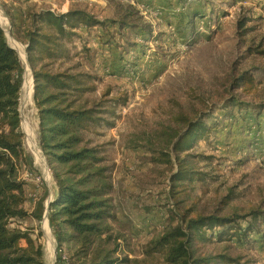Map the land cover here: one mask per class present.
<instances>
[{"label":"rangeland","instance_id":"1","mask_svg":"<svg viewBox=\"0 0 264 264\" xmlns=\"http://www.w3.org/2000/svg\"><path fill=\"white\" fill-rule=\"evenodd\" d=\"M9 5L10 0H0L2 28L16 43L8 37L25 69L24 86L32 71L27 47L11 34ZM16 5L58 14L81 9L113 25L80 30V38L68 45L72 60L65 65L94 77L87 85H95L96 91L78 96L79 105H92L108 88L109 98L126 99L124 105H112L114 128L86 135L90 146L104 151L110 169L113 218L108 224L113 238L105 247H118L115 258H128L129 264H167L163 254H149V243L183 216L213 213L223 200L222 214L264 211V83L249 93L230 90L234 70L264 66V56L248 53L249 47L264 48V0H17ZM242 19H248L246 33L238 28ZM122 20L129 26H121ZM83 46L88 53L82 52ZM252 72L261 80L260 69ZM23 86V147L35 168L32 173L22 170L28 182L26 208L41 220L16 221L15 226L31 228L43 246L45 264H57L58 245L47 210L56 185L40 146L34 85L29 105L24 103ZM182 116L202 117L210 132L190 152L202 180H194L185 192L181 188L178 203L170 190L174 156L172 164H154L150 149L152 142L164 145L163 125L182 128L177 124ZM28 125L40 160L30 145ZM217 231L196 244L198 254H228L242 257L243 263L264 264V221L254 222L247 236L220 240Z\"/></svg>","mask_w":264,"mask_h":264},{"label":"trees","instance_id":"2","mask_svg":"<svg viewBox=\"0 0 264 264\" xmlns=\"http://www.w3.org/2000/svg\"><path fill=\"white\" fill-rule=\"evenodd\" d=\"M16 4L17 0H10L7 10L11 34L16 42L27 47L34 79L33 99L39 116L40 146L56 185L48 220L57 240V264H77V261L79 264H129L128 258L114 257L118 247H105L113 238L108 224L113 218L110 198L113 185L102 155L104 151L90 146L86 139L87 134L114 128L117 115L112 105H124L126 99L109 98L112 89L108 88L92 105H79L78 96L96 91L95 85H87L94 77L76 71V66L65 65L72 60L68 45L80 38V30L106 29L113 25L81 9L58 14L51 9H22ZM247 22L248 19L238 22L243 33L247 32L244 29ZM120 23L129 26L123 20ZM83 51L88 53L89 49L83 46ZM252 52L264 56L263 44L255 49L249 47L248 53ZM258 69L262 72L259 81L252 72ZM236 71L230 80L232 92L249 93L257 84L264 83V66ZM24 73L19 53L10 46L0 27V264H45L43 246L33 237V230L15 226L16 221L41 220L26 208L28 182L22 177V170L30 173L35 170L23 147L20 94ZM179 123L182 128L163 125L160 137L164 138V145L156 147L152 142L150 149L154 164H172L174 156L176 170L170 177V190L178 203L177 197L182 191H187L194 180H202L199 177L202 173L193 164L195 156L190 152L198 142L206 141L210 132L202 117L182 116ZM224 204L225 200L213 213L185 215L180 222L172 223L149 243V254H163L167 264H247L240 256L198 254L195 248L197 243L209 240V233L216 230L220 240L227 235L231 239L247 236L253 231L254 222L264 221V211L258 209L243 215L236 211L222 214ZM242 222L248 226L242 227ZM70 247H73L71 254L67 250Z\"/></svg>","mask_w":264,"mask_h":264},{"label":"bare ground","instance_id":"3","mask_svg":"<svg viewBox=\"0 0 264 264\" xmlns=\"http://www.w3.org/2000/svg\"><path fill=\"white\" fill-rule=\"evenodd\" d=\"M3 24H4V21H3V18L1 17V13H0V25L3 26ZM8 37L11 40V37L10 36H8ZM11 44L16 46V43H14V41H12V40H11ZM25 83L26 84H24V86H23V94H24V103L26 105L31 101L32 95H33V81H32L31 75L27 78V81H25ZM27 132H28V136H29V140H30V145H31L34 153L37 155L38 159L40 160L41 155H40V152L38 150V146L36 144L34 131L32 129H30L29 125L27 128ZM51 252H53L52 249H51Z\"/></svg>","mask_w":264,"mask_h":264},{"label":"water","instance_id":"4","mask_svg":"<svg viewBox=\"0 0 264 264\" xmlns=\"http://www.w3.org/2000/svg\"><path fill=\"white\" fill-rule=\"evenodd\" d=\"M1 28H2V26H0ZM3 29V28H2ZM4 30V29H3ZM5 31V30H4ZM5 34H6V32H5ZM6 37H7V34H6ZM7 39H8V37H7ZM9 42V41H8ZM9 44H10V42H9ZM11 46V45H10ZM12 47V46H11ZM13 49H15L14 47H12ZM16 50V49H15ZM17 51V50H16ZM18 52V51H17ZM20 56V55H19ZM20 59H21V57H20ZM26 61H27V59H26ZM27 64H28V62H27ZM28 67H29V64H28ZM32 80H33V74H32ZM34 85V84H33ZM49 207H50V203L47 205V210L49 211Z\"/></svg>","mask_w":264,"mask_h":264},{"label":"built area","instance_id":"5","mask_svg":"<svg viewBox=\"0 0 264 264\" xmlns=\"http://www.w3.org/2000/svg\"><path fill=\"white\" fill-rule=\"evenodd\" d=\"M54 12V10H52ZM64 12V11H63ZM65 13V12H64Z\"/></svg>","mask_w":264,"mask_h":264},{"label":"crops","instance_id":"6","mask_svg":"<svg viewBox=\"0 0 264 264\" xmlns=\"http://www.w3.org/2000/svg\"><path fill=\"white\" fill-rule=\"evenodd\" d=\"M47 9H49V8H47Z\"/></svg>","mask_w":264,"mask_h":264}]
</instances>
